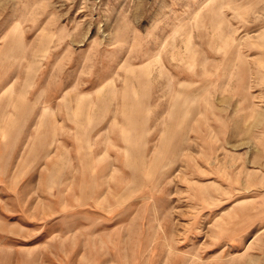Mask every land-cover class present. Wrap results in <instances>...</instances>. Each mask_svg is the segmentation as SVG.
Masks as SVG:
<instances>
[{
  "label": "rangeland",
  "instance_id": "374dc122",
  "mask_svg": "<svg viewBox=\"0 0 264 264\" xmlns=\"http://www.w3.org/2000/svg\"><path fill=\"white\" fill-rule=\"evenodd\" d=\"M0 264H264V0H0Z\"/></svg>",
  "mask_w": 264,
  "mask_h": 264
}]
</instances>
